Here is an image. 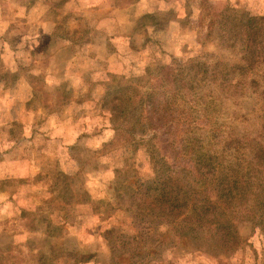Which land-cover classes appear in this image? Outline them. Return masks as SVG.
Segmentation results:
<instances>
[{"label": "rangeland", "instance_id": "obj_1", "mask_svg": "<svg viewBox=\"0 0 264 264\" xmlns=\"http://www.w3.org/2000/svg\"><path fill=\"white\" fill-rule=\"evenodd\" d=\"M227 6L264 15V0H0V264H127L108 240L133 236L162 247L149 264H264V229L238 222L239 249L214 256L135 223L112 186L115 170L153 165L151 133L106 106L108 86L193 58L237 62L208 34ZM259 84L221 121L251 131L230 117L257 107Z\"/></svg>", "mask_w": 264, "mask_h": 264}, {"label": "trees", "instance_id": "obj_2", "mask_svg": "<svg viewBox=\"0 0 264 264\" xmlns=\"http://www.w3.org/2000/svg\"><path fill=\"white\" fill-rule=\"evenodd\" d=\"M208 28L216 47L235 52L237 62L193 58L160 65L145 79L108 86L106 106L133 112L131 129L151 133L145 142L152 175L115 170L116 203L126 204L135 223L166 226L196 250L218 256L239 249L238 222L264 229V88L257 107L230 117L242 116L251 131L221 121L225 106L240 107L246 89L264 82V15L227 6ZM108 243L127 264L162 258L152 240Z\"/></svg>", "mask_w": 264, "mask_h": 264}]
</instances>
